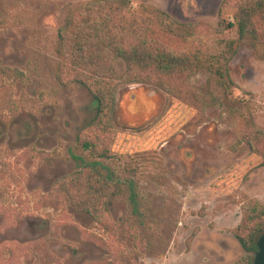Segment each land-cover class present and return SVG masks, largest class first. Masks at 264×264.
Segmentation results:
<instances>
[{"label": "rangeland", "instance_id": "1", "mask_svg": "<svg viewBox=\"0 0 264 264\" xmlns=\"http://www.w3.org/2000/svg\"><path fill=\"white\" fill-rule=\"evenodd\" d=\"M93 1L0 0V65L24 73L0 84L31 99L18 117L0 122V264H45L33 246L41 241L60 264L237 263L245 252L233 232L253 203L264 207L263 159L240 142L244 117L264 130V59L252 42L241 45L229 64L230 107L122 84L110 157L80 155L78 137L97 105L83 86L58 81L56 44L67 12ZM130 1L198 24L187 50L216 54L238 38L218 16L222 0ZM115 65L124 75L125 63ZM189 83L203 96L222 93L206 69ZM87 163L124 184L110 206L114 233L68 200L60 211L36 208L59 179Z\"/></svg>", "mask_w": 264, "mask_h": 264}, {"label": "trees", "instance_id": "2", "mask_svg": "<svg viewBox=\"0 0 264 264\" xmlns=\"http://www.w3.org/2000/svg\"><path fill=\"white\" fill-rule=\"evenodd\" d=\"M218 16L228 30L236 31L238 38L226 42L219 53L206 54L203 50H187L199 31L198 24L181 23L155 7L135 9L130 0H96L69 10L56 44L61 59L57 79L65 87L83 86L97 105L95 117L78 137L79 154L88 153L93 159L110 157L122 84H150L183 102L230 107L234 99L229 64L241 45L252 42L264 59V0H222ZM118 60L126 66L122 76L115 65ZM203 69L211 73L222 91L219 97L203 96L190 85L189 79ZM23 79L22 71L0 65V81L14 84ZM30 104L26 94L17 99L11 86L0 84V122L18 117ZM244 119L247 129L241 132L240 142H246L264 164V130L256 127L251 116ZM123 192L122 182L109 178L97 164L87 163L59 179L48 195L40 197L36 208L60 211L68 200L79 213L114 233L110 206ZM252 206L233 232L245 252L234 264H254L258 241L264 235V207L257 203ZM42 242L33 244L37 258L45 264H60ZM11 254L18 258L16 252ZM89 264L112 263L102 260Z\"/></svg>", "mask_w": 264, "mask_h": 264}, {"label": "water", "instance_id": "3", "mask_svg": "<svg viewBox=\"0 0 264 264\" xmlns=\"http://www.w3.org/2000/svg\"><path fill=\"white\" fill-rule=\"evenodd\" d=\"M254 264H264V235L258 241V251L254 257Z\"/></svg>", "mask_w": 264, "mask_h": 264}]
</instances>
